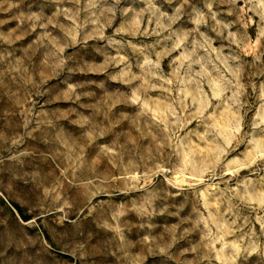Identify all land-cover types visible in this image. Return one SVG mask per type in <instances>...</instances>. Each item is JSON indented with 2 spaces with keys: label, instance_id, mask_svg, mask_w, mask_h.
<instances>
[{
  "label": "rangeland",
  "instance_id": "1",
  "mask_svg": "<svg viewBox=\"0 0 264 264\" xmlns=\"http://www.w3.org/2000/svg\"><path fill=\"white\" fill-rule=\"evenodd\" d=\"M0 264H264V0H0Z\"/></svg>",
  "mask_w": 264,
  "mask_h": 264
}]
</instances>
